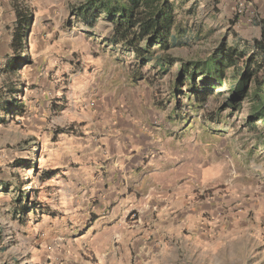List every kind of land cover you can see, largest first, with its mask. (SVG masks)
<instances>
[{
    "label": "rangeland",
    "instance_id": "374dc122",
    "mask_svg": "<svg viewBox=\"0 0 264 264\" xmlns=\"http://www.w3.org/2000/svg\"><path fill=\"white\" fill-rule=\"evenodd\" d=\"M85 1L0 0V264H31L40 214L23 216L18 206L50 198L44 190L45 172L61 161L52 156L54 142L101 139L109 127V105L130 104L133 99L153 109V116L146 118H152L168 139H223L229 182L248 206H263L261 214L248 212L246 225L250 229L263 224V121L251 119L246 103L239 111L223 109L225 88L214 93L224 92L223 96H211L204 105L195 101L188 86L177 99L179 65L168 72L141 66L133 55L107 41L112 35L104 24L108 22L85 28L74 16ZM185 11L178 12L177 23L186 32L180 39L188 38L171 51L174 57L204 61L223 42L246 48L236 38L248 36L244 31L251 29L236 15H203L201 10L187 17ZM251 33L252 38L260 37L258 31ZM12 99L25 104L24 116L6 117L3 108ZM253 236L247 233L248 240ZM252 249L248 241V264Z\"/></svg>",
    "mask_w": 264,
    "mask_h": 264
},
{
    "label": "crops",
    "instance_id": "0c3cea01",
    "mask_svg": "<svg viewBox=\"0 0 264 264\" xmlns=\"http://www.w3.org/2000/svg\"><path fill=\"white\" fill-rule=\"evenodd\" d=\"M171 1L177 14H234L262 35L264 0ZM244 32L242 44L260 39ZM132 101L109 105L101 139L52 145L61 161L45 172L31 264H248V241L251 264H264V223L245 220L263 206L229 182L223 139H168L147 120L153 109Z\"/></svg>",
    "mask_w": 264,
    "mask_h": 264
},
{
    "label": "trees",
    "instance_id": "16d2710c",
    "mask_svg": "<svg viewBox=\"0 0 264 264\" xmlns=\"http://www.w3.org/2000/svg\"><path fill=\"white\" fill-rule=\"evenodd\" d=\"M74 16L88 30L96 28L102 20L110 23L112 35L107 41L133 55L141 66L150 64L154 69L168 72L179 65L180 73L175 83L177 99L183 94V87L188 86L195 101L204 105L211 96H223L224 92L214 93L218 88H225L228 96L223 109L239 111L246 103L251 119L264 123V24L260 39L245 43L244 50L223 42L211 58L186 62L171 53L188 38L185 35L183 41V37H179L186 32L177 23L171 0H86L77 7ZM29 27L30 23L24 30L28 31ZM3 110L6 117L13 118L27 112L25 104L16 99L7 102ZM18 207L23 216L41 209L39 203Z\"/></svg>",
    "mask_w": 264,
    "mask_h": 264
}]
</instances>
